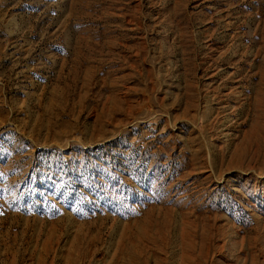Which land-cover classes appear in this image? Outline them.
<instances>
[{"label":"rangeland","instance_id":"374dc122","mask_svg":"<svg viewBox=\"0 0 264 264\" xmlns=\"http://www.w3.org/2000/svg\"><path fill=\"white\" fill-rule=\"evenodd\" d=\"M0 264H264V0H0Z\"/></svg>","mask_w":264,"mask_h":264}]
</instances>
